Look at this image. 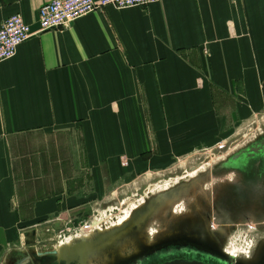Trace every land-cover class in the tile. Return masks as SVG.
Wrapping results in <instances>:
<instances>
[{
	"label": "crops",
	"instance_id": "0c3cea01",
	"mask_svg": "<svg viewBox=\"0 0 264 264\" xmlns=\"http://www.w3.org/2000/svg\"><path fill=\"white\" fill-rule=\"evenodd\" d=\"M51 1L0 0V28L21 14L36 33L0 63V264H42L125 184L264 115V0L108 7L38 33Z\"/></svg>",
	"mask_w": 264,
	"mask_h": 264
},
{
	"label": "rangeland",
	"instance_id": "374dc122",
	"mask_svg": "<svg viewBox=\"0 0 264 264\" xmlns=\"http://www.w3.org/2000/svg\"><path fill=\"white\" fill-rule=\"evenodd\" d=\"M249 127L229 140L221 141L216 147L203 148L178 159L170 172L145 175L125 184V189L113 196L119 199L120 206L108 209L107 213L103 208L91 210L80 223L68 226L63 236L52 244H57V248L62 241L64 244L73 241L77 246L89 241L95 244L113 228L124 225L144 206L158 204L139 235V239L148 246L166 235L186 230L194 238L209 239L213 245H218L221 252L224 250L237 260L254 262L264 250V218L256 219L248 213L234 225L218 226L213 223L211 215L213 203L222 188L235 178L231 171L213 172L215 163L259 137L264 132V115L256 117ZM207 159H210L209 165L205 163L200 171L190 172L191 167ZM88 237L90 239L87 240ZM137 244L132 236L123 237L115 245L89 252V262L105 264L111 262L112 256H119V253L123 258L133 256L139 251Z\"/></svg>",
	"mask_w": 264,
	"mask_h": 264
},
{
	"label": "flooded vegetation",
	"instance_id": "af4514ba",
	"mask_svg": "<svg viewBox=\"0 0 264 264\" xmlns=\"http://www.w3.org/2000/svg\"><path fill=\"white\" fill-rule=\"evenodd\" d=\"M234 164L235 167L229 168V171L234 172L235 178L222 188L216 199V210L223 215L228 212L227 218L231 221L241 220L248 213L256 219L264 218V157L239 159ZM185 231L175 234L168 241H161L152 249L145 250L141 256L119 264H162L173 260L200 261L208 264H264V250L252 263L242 260L229 262L222 256L217 244L213 245L209 239L203 237L194 238ZM45 256L47 257L42 260V264H56L58 261V257L56 262H53L52 257H49L52 255ZM62 264H68V261ZM71 264L79 263L75 261Z\"/></svg>",
	"mask_w": 264,
	"mask_h": 264
},
{
	"label": "water",
	"instance_id": "95a60500",
	"mask_svg": "<svg viewBox=\"0 0 264 264\" xmlns=\"http://www.w3.org/2000/svg\"><path fill=\"white\" fill-rule=\"evenodd\" d=\"M258 157H264V132L263 131L260 133L259 137L251 140L248 144H245L240 149L235 150L234 152L229 154L227 156V158H224L223 160L219 161L218 163H215V166L212 170L215 173H218V172L220 173L223 171L228 172L229 168L235 167L234 162H236L237 160H239V159L244 160V159L258 158ZM205 163L207 165H209L210 159H207L202 164H199L195 167H191L190 172L200 171L201 167ZM216 199L213 203L212 214H211L213 223L218 225V226H227V225L236 224L239 220H233V221L229 220V218H227V216L229 215L228 212H225V214L223 215L222 213H220L216 210V208H215V203L217 201ZM162 201H163V199L161 200V203H162ZM120 205H121V202L119 201V199L117 200V198H114L111 202H109L105 205V207L103 208V211H105L107 213L108 209H111L114 206H120ZM157 205L158 204H154V205L147 206V207L144 206L143 208L138 210L135 215H132L131 218L127 222H125L124 225L117 227V228H113L112 230H110L111 232H109V234L104 236V238L101 241H99L95 244L93 242L89 241L85 245L82 244L81 246H77L72 241L70 246L63 247L60 250H58L57 247L53 246L54 248L47 250V251H44V252H39L38 254L39 255H46V254L47 255H54V256H57L63 260L74 261V262L77 261L79 264H90L89 258H91V257L89 256V252L93 251L94 249H100V247L107 248L109 246L115 245L123 237L132 236L138 242V244H137L139 246L138 253L134 254L133 256H128L125 258L121 257V253H119L120 254L119 256H115V255L112 256L113 258H112L111 262L109 261L105 264H119L120 262L132 260L133 258L141 256V254L145 250L152 249L155 246L159 245V243L161 241H168L169 239H172L173 236H175L174 234L166 235L164 238L155 241L154 244L149 245V246L147 244H145L144 241L139 239V237H140L139 235L143 231L145 224L147 222V219L152 214V212H154ZM136 209H138V208H136ZM232 213H233V211H232ZM252 213H254V212H252ZM95 222L99 223V221H95ZM215 230L217 231L218 229H215ZM88 239H90V237H88L87 240ZM56 240H58V239H56ZM92 243L94 245H92ZM221 253H222V256H224L225 258H227L229 260V262H236L237 261V259H234L233 257L226 254L224 252V250ZM21 263L22 262H16V264H21ZM162 264H208V263H204V262H200V261H190V260H173V261H168V262H165Z\"/></svg>",
	"mask_w": 264,
	"mask_h": 264
},
{
	"label": "built area",
	"instance_id": "2783aa9c",
	"mask_svg": "<svg viewBox=\"0 0 264 264\" xmlns=\"http://www.w3.org/2000/svg\"><path fill=\"white\" fill-rule=\"evenodd\" d=\"M160 0H52L39 10V32L61 29L92 12L108 7L118 9L145 6ZM21 14L7 18L0 28V63L12 58L19 46L34 36Z\"/></svg>",
	"mask_w": 264,
	"mask_h": 264
},
{
	"label": "bare ground",
	"instance_id": "6f19581e",
	"mask_svg": "<svg viewBox=\"0 0 264 264\" xmlns=\"http://www.w3.org/2000/svg\"><path fill=\"white\" fill-rule=\"evenodd\" d=\"M122 224V223H121ZM71 242L72 241H69V242H66L67 244H64V241H62V242H60V244H58L59 246H58V250H60L62 247H64V246H70L71 245ZM56 247H57V244H56ZM232 253V252H231ZM236 256V255H235ZM234 259H236V258H234Z\"/></svg>",
	"mask_w": 264,
	"mask_h": 264
}]
</instances>
